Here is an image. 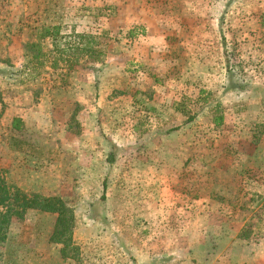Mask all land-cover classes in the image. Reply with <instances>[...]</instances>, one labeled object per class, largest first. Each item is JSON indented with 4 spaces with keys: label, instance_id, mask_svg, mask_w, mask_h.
Masks as SVG:
<instances>
[{
    "label": "rangeland",
    "instance_id": "374dc122",
    "mask_svg": "<svg viewBox=\"0 0 264 264\" xmlns=\"http://www.w3.org/2000/svg\"><path fill=\"white\" fill-rule=\"evenodd\" d=\"M52 23L99 59L32 76ZM0 178L64 199L78 246L28 209L0 264H264V0H0Z\"/></svg>",
    "mask_w": 264,
    "mask_h": 264
},
{
    "label": "trees",
    "instance_id": "16d2710c",
    "mask_svg": "<svg viewBox=\"0 0 264 264\" xmlns=\"http://www.w3.org/2000/svg\"><path fill=\"white\" fill-rule=\"evenodd\" d=\"M38 38L41 42H26L27 49L31 52L29 63L32 76L40 74L38 69L43 66L71 70L81 65L83 61L89 63L98 60L102 54L101 50L95 46L97 39L95 35L88 32H77L74 26H70L69 31H63L60 23L43 24ZM44 42L48 45L43 46ZM176 105L179 104L176 103ZM213 122L215 125H220L222 116L214 118ZM21 124V118L12 119L13 129L21 130ZM28 209L56 213L50 241L62 245L60 254L64 258L68 257L71 251L78 253V246L72 243L75 214L73 208L64 199L58 195L28 193L7 184L3 178H0V240L5 238L12 217L20 216ZM254 235H256V230L252 228V224L251 226L247 224L241 229L239 238L253 240Z\"/></svg>",
    "mask_w": 264,
    "mask_h": 264
},
{
    "label": "crops",
    "instance_id": "0c3cea01",
    "mask_svg": "<svg viewBox=\"0 0 264 264\" xmlns=\"http://www.w3.org/2000/svg\"><path fill=\"white\" fill-rule=\"evenodd\" d=\"M14 117H18V118H20V116H18V115H12L11 117H7L8 119H7V125H8V128H9V130H15V129H13L12 128V119L14 118ZM21 127H22V124H21ZM16 131V130H15Z\"/></svg>",
    "mask_w": 264,
    "mask_h": 264
}]
</instances>
